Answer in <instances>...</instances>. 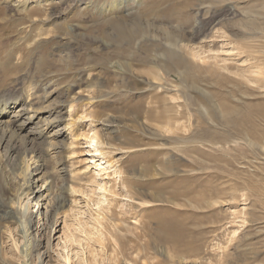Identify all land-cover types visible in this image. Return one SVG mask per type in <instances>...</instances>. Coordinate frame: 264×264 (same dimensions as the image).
I'll list each match as a JSON object with an SVG mask.
<instances>
[{"label":"rangeland","instance_id":"1","mask_svg":"<svg viewBox=\"0 0 264 264\" xmlns=\"http://www.w3.org/2000/svg\"><path fill=\"white\" fill-rule=\"evenodd\" d=\"M32 1L0 12V99L63 119L34 156L66 203L24 257L2 178L21 189L25 149L1 143L0 264H264V0Z\"/></svg>","mask_w":264,"mask_h":264},{"label":"bare ground","instance_id":"2","mask_svg":"<svg viewBox=\"0 0 264 264\" xmlns=\"http://www.w3.org/2000/svg\"><path fill=\"white\" fill-rule=\"evenodd\" d=\"M1 4H5L6 6H2ZM43 5L44 4L41 1L0 0V12H6V10L7 11L10 10L13 14L22 15L25 21L30 20L34 22L33 20L34 16L38 15L41 12L40 9H43L42 8ZM3 7H5L6 9H4ZM148 13L145 15L148 16L151 14L152 15L156 14V12L153 11V8ZM30 45L32 46V44ZM179 54H181V56L182 55L186 56L189 54V52L187 49L179 47ZM7 57L8 55H5L4 58H7ZM2 65L3 64L0 63V69L2 68ZM258 74L261 76L263 72H258ZM51 92L49 93L50 95H51ZM19 102H22L20 97L18 98L9 97L6 99L5 98L0 99V144L2 143V150L3 152H6L7 154L9 153V155L7 156L8 160L11 158V160L15 162V160H18V157L15 156L16 147L13 146L14 143H16V146L18 144H21L25 149L24 157L22 159L20 158L21 159L20 160V164H21L20 174L23 175V178H22L23 183H21V186H20L21 189L17 193H14V189L12 185L13 180H14V179L12 180V178L14 177H12V175L14 174L13 172L15 171H12L10 173L11 176L10 175L4 176L2 178L3 191H5V193H8V195L11 197V203L15 202L14 199H18L17 204H19V207H20V209L18 208L19 210L18 209L9 210L6 212L4 211L5 213H3L4 215L3 219L5 218L6 220H9L11 218H15L13 220L18 221L23 226L22 230H23V234L26 239L25 242H27L25 249H24V257L27 258L31 255V253L34 250L37 249V245H35L34 237H33L35 236L33 235L34 226L36 225L35 219H37L38 220L37 223L40 224L41 221L43 220L42 211L43 209L46 210L48 213V216L46 219V223L44 225L46 226L45 228L48 227L49 232L51 234L52 230L54 229L57 223L50 224V218H52L54 215L58 217L60 212L65 208V203H66L62 195L56 198H53V199L50 198L49 194H50V189H51V185H50L51 182H49L48 180L45 181V179L43 180V176L45 175V173L44 174L42 173L43 165H42L40 157H36V155L34 156V145L36 146V144H40L39 142H42L46 140L47 138H52L55 140V142L48 143L47 141V143L49 144L48 148L49 150L50 149L56 150L57 148H59L58 147L59 142L57 141V139L59 140L60 137H63L64 135L63 132L65 131V129H58L54 131L52 129L48 133V128H50L55 122L63 121V119L60 118L59 116H55L53 119L51 117L49 119L48 117L49 120H46L47 118H45V115L47 114V111H46L47 109H45L44 107H40V108L35 107V105L32 104V101L22 104L20 108H18L19 106L15 108V105H17ZM13 108H15V110L12 111L11 114H9V111ZM44 120H46L45 123H44ZM68 125L70 126V124ZM176 128L179 130V127H175L171 129V127L169 126L168 130L170 129L176 130ZM96 141H97L96 135L90 137L89 142L91 144L96 143ZM38 147L40 146L38 145ZM55 152L57 151H54L53 153ZM31 160L33 161L35 160L34 161L35 167L33 168V171L30 170L32 169V165H30ZM31 172H33V175L31 174ZM34 175H37V176L41 175V177H39L36 180V179H33ZM39 183H40V186H39ZM73 186L74 185H70L68 187L69 193H74ZM35 193L39 194V199H38L39 203H36V205H38L39 208L36 214L34 215L33 212L29 214V212L31 211L30 204L22 206L23 203L19 197H27L30 194L32 195ZM50 215L51 217H49ZM48 253L49 251L47 249L46 254L48 255Z\"/></svg>","mask_w":264,"mask_h":264}]
</instances>
